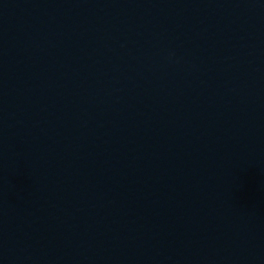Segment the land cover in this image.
Instances as JSON below:
<instances>
[{"label": "water", "instance_id": "1", "mask_svg": "<svg viewBox=\"0 0 264 264\" xmlns=\"http://www.w3.org/2000/svg\"><path fill=\"white\" fill-rule=\"evenodd\" d=\"M0 264H264V0H0Z\"/></svg>", "mask_w": 264, "mask_h": 264}]
</instances>
